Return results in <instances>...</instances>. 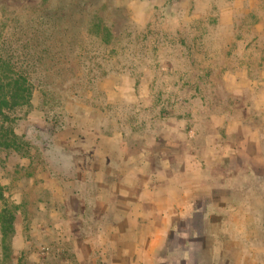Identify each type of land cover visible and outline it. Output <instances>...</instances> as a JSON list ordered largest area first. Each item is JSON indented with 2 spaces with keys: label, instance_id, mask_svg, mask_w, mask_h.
Wrapping results in <instances>:
<instances>
[{
  "label": "rangeland",
  "instance_id": "rangeland-1",
  "mask_svg": "<svg viewBox=\"0 0 264 264\" xmlns=\"http://www.w3.org/2000/svg\"><path fill=\"white\" fill-rule=\"evenodd\" d=\"M1 54L0 264H264V0H0Z\"/></svg>",
  "mask_w": 264,
  "mask_h": 264
},
{
  "label": "trees",
  "instance_id": "trees-1",
  "mask_svg": "<svg viewBox=\"0 0 264 264\" xmlns=\"http://www.w3.org/2000/svg\"><path fill=\"white\" fill-rule=\"evenodd\" d=\"M11 58L0 55V151L19 153L25 141L16 133L15 124L19 118L15 113L31 104L34 85ZM3 233L6 237V232Z\"/></svg>",
  "mask_w": 264,
  "mask_h": 264
},
{
  "label": "crops",
  "instance_id": "crops-1",
  "mask_svg": "<svg viewBox=\"0 0 264 264\" xmlns=\"http://www.w3.org/2000/svg\"><path fill=\"white\" fill-rule=\"evenodd\" d=\"M209 210L206 208L205 209V207L204 208H202V214H206V212H208ZM198 215V214H197ZM135 220H136V222H133V227L135 228V229H138L139 228V217L136 219L135 218ZM178 223V221L177 220H175V221H172L171 222V224H170V226H169V229H171V227H173V226H176V224ZM172 233V232H171ZM195 236V234L193 233V237ZM177 237L179 238V241L181 242L180 244H182V246L183 245H186L187 243H189L190 242V234H188V232L187 233H183V232H180V234L179 235H177ZM185 237V238H184ZM157 255V254H156ZM157 256H155V259L157 260V258H158V260L160 259L161 261H165V259L167 260L168 259V257H173V255H169L168 254V252L166 251V252H164V255H160L159 257H157ZM171 259V258H170ZM186 259V257H185V255H183V257L182 256H180L179 258H177L176 259V261H178V262H175V264H182L184 261L183 260H185ZM179 262H182V263H179Z\"/></svg>",
  "mask_w": 264,
  "mask_h": 264
}]
</instances>
